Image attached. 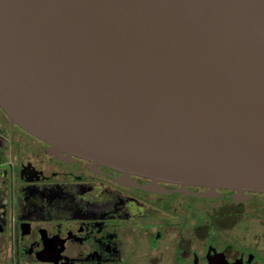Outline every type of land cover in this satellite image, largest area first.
I'll return each instance as SVG.
<instances>
[{"label":"water","instance_id":"1","mask_svg":"<svg viewBox=\"0 0 264 264\" xmlns=\"http://www.w3.org/2000/svg\"><path fill=\"white\" fill-rule=\"evenodd\" d=\"M0 106L52 154L264 193V0H0Z\"/></svg>","mask_w":264,"mask_h":264},{"label":"flooded vegetation","instance_id":"2","mask_svg":"<svg viewBox=\"0 0 264 264\" xmlns=\"http://www.w3.org/2000/svg\"><path fill=\"white\" fill-rule=\"evenodd\" d=\"M49 146L0 106V264H264V193L125 174Z\"/></svg>","mask_w":264,"mask_h":264}]
</instances>
